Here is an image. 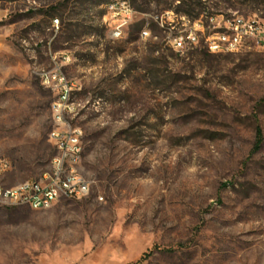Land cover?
<instances>
[{"label":"rangeland","instance_id":"1","mask_svg":"<svg viewBox=\"0 0 264 264\" xmlns=\"http://www.w3.org/2000/svg\"><path fill=\"white\" fill-rule=\"evenodd\" d=\"M193 2L207 35L238 15L264 21V0ZM182 5L0 0L5 180L52 171L63 77L90 182L46 209L0 203V264H264V50H178Z\"/></svg>","mask_w":264,"mask_h":264},{"label":"built area","instance_id":"2","mask_svg":"<svg viewBox=\"0 0 264 264\" xmlns=\"http://www.w3.org/2000/svg\"><path fill=\"white\" fill-rule=\"evenodd\" d=\"M121 6L128 14V19L125 18L116 27L114 31L116 37L122 36L123 28L128 25L133 13L126 2ZM178 20H181L183 26L177 30L173 41L178 50H194L203 46L209 53L225 54L239 52L251 44L264 50V21L259 18L258 21H248V17L238 15L226 20L223 25L215 26V30L208 35L203 32L202 18L196 19V25H189V20L182 18ZM162 23L164 26L166 22ZM173 28L175 29L174 26ZM217 29H228V36H217ZM145 31L148 30L143 32ZM202 35L203 45L200 43ZM59 82L57 86L60 87V91L52 104L56 126L49 133V138L58 152L52 160V171L46 172L39 180L11 184L5 177L12 166L9 161L3 160V165L0 166V173H3V180H0L1 204L25 205L39 210L53 206L62 198L82 199L90 193V182L82 181L75 173V165H80L83 158V130L69 126L65 118L75 111V106L70 101L72 86L63 77L59 78ZM72 178H79V185H72Z\"/></svg>","mask_w":264,"mask_h":264},{"label":"trees","instance_id":"3","mask_svg":"<svg viewBox=\"0 0 264 264\" xmlns=\"http://www.w3.org/2000/svg\"><path fill=\"white\" fill-rule=\"evenodd\" d=\"M194 0H181V4L182 8L178 10V13H181L183 15H185L186 17H188L191 20H196V19H201V17L203 16L202 11H197L194 7H193V2ZM195 6H201V3H195ZM262 130L260 127H258L257 130V146H259V144L262 143L263 141V135H262ZM133 264H141V262H137V263H133Z\"/></svg>","mask_w":264,"mask_h":264},{"label":"bare ground","instance_id":"4","mask_svg":"<svg viewBox=\"0 0 264 264\" xmlns=\"http://www.w3.org/2000/svg\"><path fill=\"white\" fill-rule=\"evenodd\" d=\"M174 14V13H173ZM182 20H189V25H196V20H191L186 16H181ZM248 21H258L256 18H248ZM145 33V32H144ZM217 36H228V29H219L217 31ZM64 76V75H63ZM53 119L55 122V116L53 115ZM1 166V165H0ZM78 167L79 165H75V173L77 177H80L82 181H85L78 173ZM72 185H79V178H72ZM49 208V207H46Z\"/></svg>","mask_w":264,"mask_h":264}]
</instances>
